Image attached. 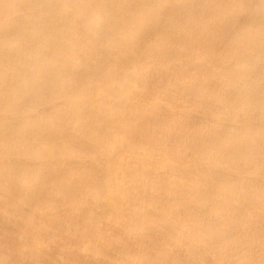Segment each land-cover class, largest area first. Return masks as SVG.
Wrapping results in <instances>:
<instances>
[{
  "label": "bare ground",
  "instance_id": "obj_1",
  "mask_svg": "<svg viewBox=\"0 0 264 264\" xmlns=\"http://www.w3.org/2000/svg\"><path fill=\"white\" fill-rule=\"evenodd\" d=\"M0 264H264V0H0Z\"/></svg>",
  "mask_w": 264,
  "mask_h": 264
}]
</instances>
